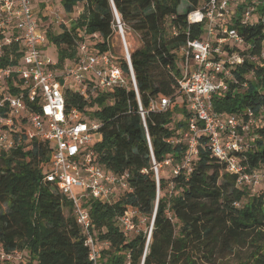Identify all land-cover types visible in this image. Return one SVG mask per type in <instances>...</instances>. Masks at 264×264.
<instances>
[{
	"label": "trees",
	"instance_id": "obj_1",
	"mask_svg": "<svg viewBox=\"0 0 264 264\" xmlns=\"http://www.w3.org/2000/svg\"><path fill=\"white\" fill-rule=\"evenodd\" d=\"M182 1L113 0L122 22L140 39L131 59L144 109L159 95L171 99L167 111L146 114L156 160L172 159L160 171L159 186L135 91L114 87L86 99L74 88L64 90L66 110L78 108L86 120L101 122L100 139L94 147L99 162L114 173L127 171L133 187L115 202L90 199L85 203L99 242V264H198L199 255L213 261L217 255L232 252L254 232L262 239L264 187L256 192L237 187L236 178L212 155L203 135L191 170L184 165L187 144L166 142L188 128V105L177 86L185 66L179 49L188 39L204 37L203 25L188 21V14L201 0H186L185 13L179 10ZM53 4L67 14L69 23L53 29L55 24L45 14L43 2L38 19L40 26L48 21L43 27L49 40L45 52L59 61L60 69L76 58L79 42L93 33L98 38L90 41L92 46L114 53L111 0H54ZM78 6L82 12L76 14ZM260 11L264 12V5ZM237 28L246 40L257 41L259 50L264 24ZM1 60L5 64L9 56ZM116 60L128 72L126 60L119 55ZM237 75L241 83L217 95L215 109L243 115L251 108L263 118L264 62L247 60ZM256 130L261 137L250 145L243 160L251 168L264 161V127ZM51 148L48 141H34L32 149L19 146L0 153V245L8 252L25 251L22 262L0 264H94L72 215L71 202L57 185L44 180ZM128 207L137 208L148 225L154 220L146 254V234H125L117 224ZM237 264H264V242L256 243Z\"/></svg>",
	"mask_w": 264,
	"mask_h": 264
},
{
	"label": "built area",
	"instance_id": "obj_2",
	"mask_svg": "<svg viewBox=\"0 0 264 264\" xmlns=\"http://www.w3.org/2000/svg\"><path fill=\"white\" fill-rule=\"evenodd\" d=\"M35 1L0 0V153L19 146L32 149L34 141L51 143L44 180L57 185L71 202L72 215L89 250V259L99 264V242L85 203L90 199L112 203L133 187L127 171L114 173L99 162L94 147L100 139L101 122L86 120L78 108L66 110L64 90L74 88L86 99L97 91L114 87L135 91L158 186L160 171L172 159L156 160L146 114L167 111L171 99L159 95L150 100L148 110L144 109L127 40L130 28L122 22L113 0L115 33L122 40L121 56L126 60L128 72L118 64L116 54L101 52L91 45L90 41L98 38L97 33L79 42L76 58L60 69L59 61L45 52L49 40L47 30L40 26ZM40 1L45 3L47 16L54 24L69 23L67 14L49 3L50 0ZM262 5L264 0H201L200 6L188 14L190 23L203 25L204 35L201 39H188L179 49L185 66L177 86L188 105V128L166 139L171 144H187L184 165L191 170L200 136H205L212 155L236 178V186L253 192L264 187V161L259 167L251 168L243 160L247 159L250 145L261 137L257 130L256 134L252 132L264 127V116L258 118L251 108L243 115L220 112L214 104L217 95L241 83L237 72L247 60L264 62V36L256 50L257 41L246 40L237 28L264 24ZM81 12L78 6L75 13ZM262 31L264 35V28ZM7 55L8 62L2 64L1 58ZM243 83L246 85V81ZM246 136L250 139L246 140ZM178 171L176 168L174 173ZM117 224L125 234H146V254L154 220L148 225L137 208L128 207L118 217ZM24 259L25 251L8 252L0 245V261L20 263Z\"/></svg>",
	"mask_w": 264,
	"mask_h": 264
},
{
	"label": "rangeland",
	"instance_id": "obj_3",
	"mask_svg": "<svg viewBox=\"0 0 264 264\" xmlns=\"http://www.w3.org/2000/svg\"><path fill=\"white\" fill-rule=\"evenodd\" d=\"M49 3H54V0H50ZM187 5H188L187 1L183 0L180 6V9H179L181 13H185L187 11ZM47 24H48L47 20H44L41 22L42 27H46ZM57 27L59 30V25L57 24L53 26V29H56ZM127 31H128L127 40L130 44V49H132L133 51L137 47H139L140 39L138 35L135 32H133L131 29H128ZM121 42L122 40L119 37V34L115 33V35L112 37V40H111L112 49L114 53L119 56H121V51H122ZM252 133L256 134L257 133L256 129H254ZM248 139H250V136H246V140ZM258 242L260 243L264 242V230H263V235H262L261 240L256 237V234L254 232L242 244H240L239 246L238 245L234 246L232 252H227L225 254L217 255L213 261H209L208 259L203 257V254L199 255L200 257H198L197 259L198 264H237L241 260L248 257L250 252L254 250L255 244Z\"/></svg>",
	"mask_w": 264,
	"mask_h": 264
},
{
	"label": "crops",
	"instance_id": "obj_4",
	"mask_svg": "<svg viewBox=\"0 0 264 264\" xmlns=\"http://www.w3.org/2000/svg\"><path fill=\"white\" fill-rule=\"evenodd\" d=\"M37 1H40V0H36L35 3H33V5H34V9H35V11L39 13V8H40V5H39V4L42 3V1H40L39 3H38ZM46 1H48V0H45L44 2H46ZM36 2H37V3H36ZM44 4H45V3H44ZM44 13H45V12H44ZM45 14H47V13H45ZM45 14H44V15H45Z\"/></svg>",
	"mask_w": 264,
	"mask_h": 264
},
{
	"label": "water",
	"instance_id": "obj_5",
	"mask_svg": "<svg viewBox=\"0 0 264 264\" xmlns=\"http://www.w3.org/2000/svg\"><path fill=\"white\" fill-rule=\"evenodd\" d=\"M60 83L63 85V83H64L63 79H60Z\"/></svg>",
	"mask_w": 264,
	"mask_h": 264
}]
</instances>
